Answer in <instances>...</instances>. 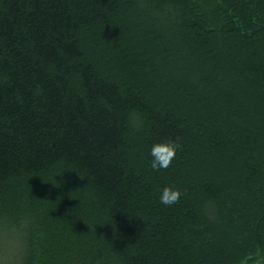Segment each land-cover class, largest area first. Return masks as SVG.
I'll use <instances>...</instances> for the list:
<instances>
[{
  "label": "trees",
  "instance_id": "obj_1",
  "mask_svg": "<svg viewBox=\"0 0 264 264\" xmlns=\"http://www.w3.org/2000/svg\"><path fill=\"white\" fill-rule=\"evenodd\" d=\"M263 135L264 0H0L12 264L264 257ZM167 138L176 157L154 171Z\"/></svg>",
  "mask_w": 264,
  "mask_h": 264
},
{
  "label": "clouds",
  "instance_id": "obj_2",
  "mask_svg": "<svg viewBox=\"0 0 264 264\" xmlns=\"http://www.w3.org/2000/svg\"><path fill=\"white\" fill-rule=\"evenodd\" d=\"M179 144L175 139H157L150 146L148 154L150 156V167L154 171L168 169L176 157ZM182 191L175 186H164L158 194L159 203L163 206L176 204Z\"/></svg>",
  "mask_w": 264,
  "mask_h": 264
},
{
  "label": "rangeland",
  "instance_id": "obj_3",
  "mask_svg": "<svg viewBox=\"0 0 264 264\" xmlns=\"http://www.w3.org/2000/svg\"><path fill=\"white\" fill-rule=\"evenodd\" d=\"M263 137L264 135L262 138ZM14 247L15 246L11 244H6L5 246L0 247V264H12V260H14L18 252ZM243 264H264V257L262 256V253L258 251L253 257L246 259Z\"/></svg>",
  "mask_w": 264,
  "mask_h": 264
}]
</instances>
